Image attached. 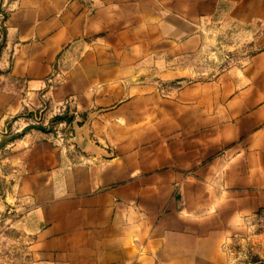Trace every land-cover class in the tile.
I'll use <instances>...</instances> for the list:
<instances>
[{"label": "crops", "instance_id": "crops-1", "mask_svg": "<svg viewBox=\"0 0 264 264\" xmlns=\"http://www.w3.org/2000/svg\"><path fill=\"white\" fill-rule=\"evenodd\" d=\"M0 181L24 264L264 261V0H0Z\"/></svg>", "mask_w": 264, "mask_h": 264}, {"label": "rangeland", "instance_id": "rangeland-1", "mask_svg": "<svg viewBox=\"0 0 264 264\" xmlns=\"http://www.w3.org/2000/svg\"><path fill=\"white\" fill-rule=\"evenodd\" d=\"M236 48L230 50L229 54L236 53ZM234 60L231 56H226L224 59H220L218 56H214L209 60L206 65V75L218 77L226 73L230 68ZM68 114L64 112L60 115ZM58 115V116H60ZM69 115V114H68ZM57 116V117H58ZM56 117L54 122H51L47 128H50L51 132L56 136L62 132L60 128V122ZM6 183L0 181V190H4ZM29 207L19 201L13 202L9 200L5 191H0V264H24L26 261L27 247L30 240V233L27 224V214ZM255 230L261 231L264 229V214L258 215L256 222H254ZM233 252L238 254L240 248L237 244L230 247ZM253 255L247 256L239 255V263L247 264L249 260L259 262L258 264H264L263 260L252 259Z\"/></svg>", "mask_w": 264, "mask_h": 264}, {"label": "built area", "instance_id": "built-area-1", "mask_svg": "<svg viewBox=\"0 0 264 264\" xmlns=\"http://www.w3.org/2000/svg\"><path fill=\"white\" fill-rule=\"evenodd\" d=\"M60 80V79H59ZM57 82V81H56ZM63 114V113H62ZM71 135H72V133H71ZM68 137H71L70 135H67V134H64V132H60L59 134H58V138L62 141V142H64V141H66V139L68 138ZM259 262H254V261H252V260H249L248 262H247V264H258Z\"/></svg>", "mask_w": 264, "mask_h": 264}, {"label": "trees", "instance_id": "trees-1", "mask_svg": "<svg viewBox=\"0 0 264 264\" xmlns=\"http://www.w3.org/2000/svg\"><path fill=\"white\" fill-rule=\"evenodd\" d=\"M57 119L58 120L68 119L70 121L71 120V117L68 114H65V115L58 116ZM252 259L255 260V257L253 256Z\"/></svg>", "mask_w": 264, "mask_h": 264}]
</instances>
